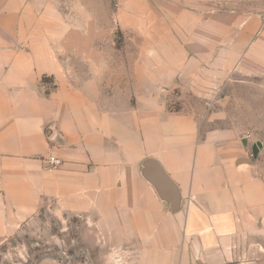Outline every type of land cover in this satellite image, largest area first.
<instances>
[{"label": "crops", "instance_id": "0c3cea01", "mask_svg": "<svg viewBox=\"0 0 264 264\" xmlns=\"http://www.w3.org/2000/svg\"><path fill=\"white\" fill-rule=\"evenodd\" d=\"M38 10L31 0H0V238L57 193L59 177L83 189L120 192L121 206L128 204L125 196L142 199L140 184L154 203L152 209L145 204L146 214H160L182 231L183 256L192 254L200 264H251L242 245L243 223L264 217V183L252 166L219 151L213 145L218 138H198L192 116L168 113L153 97L127 108L108 99L114 92L102 80L104 57L83 48L78 57L86 67L76 70L74 39L60 40L52 32L44 38L47 27ZM238 25L247 37L241 44L245 61L264 75V29L249 45V28ZM186 59L158 72L154 66L137 93H164L186 71ZM51 155L63 161L60 171L48 165ZM148 158L177 185L178 212L169 211L142 177Z\"/></svg>", "mask_w": 264, "mask_h": 264}, {"label": "rangeland", "instance_id": "374dc122", "mask_svg": "<svg viewBox=\"0 0 264 264\" xmlns=\"http://www.w3.org/2000/svg\"><path fill=\"white\" fill-rule=\"evenodd\" d=\"M31 1L47 27L44 38L52 32L60 40L74 39L76 70L86 65L78 57L83 48L104 57L102 80L114 92L108 99L127 108L153 97L168 113L192 116L198 138H218L213 145L219 151L250 162L264 183V75L245 61L241 44L247 37L238 25L249 28V45L257 41L264 0ZM194 56L196 63L189 64ZM185 57L186 71L164 93H137L154 66L158 72L184 64ZM59 179L57 193L34 216L0 238V264H200L192 254L183 256L182 231L174 221L146 214L145 204L152 209L154 203L143 185L142 199L131 194L121 206L120 192ZM243 230L247 258L264 264V217L244 222Z\"/></svg>", "mask_w": 264, "mask_h": 264}, {"label": "water", "instance_id": "95a60500", "mask_svg": "<svg viewBox=\"0 0 264 264\" xmlns=\"http://www.w3.org/2000/svg\"><path fill=\"white\" fill-rule=\"evenodd\" d=\"M257 152V148H255L254 154L256 155ZM238 164H250V162L240 160ZM141 175L154 188L160 199L170 206L173 213L180 210L181 196L179 189L155 159L148 158L144 161Z\"/></svg>", "mask_w": 264, "mask_h": 264}, {"label": "built area", "instance_id": "2783aa9c", "mask_svg": "<svg viewBox=\"0 0 264 264\" xmlns=\"http://www.w3.org/2000/svg\"><path fill=\"white\" fill-rule=\"evenodd\" d=\"M47 162L51 169H57L63 164V161L54 155H51L47 159Z\"/></svg>", "mask_w": 264, "mask_h": 264}]
</instances>
